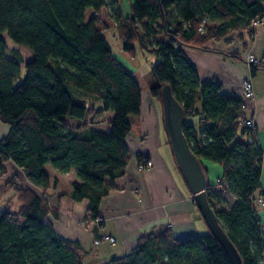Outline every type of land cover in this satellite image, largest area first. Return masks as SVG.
<instances>
[{
    "label": "trees",
    "instance_id": "obj_1",
    "mask_svg": "<svg viewBox=\"0 0 264 264\" xmlns=\"http://www.w3.org/2000/svg\"><path fill=\"white\" fill-rule=\"evenodd\" d=\"M130 8L124 16L116 0H0V121L10 126L0 138V173L13 161L47 193L52 188L47 164L59 173L73 169L71 189L58 198H86L84 218L99 219L102 198L120 189L115 180L125 174L130 159L125 138L141 106L138 81L103 36L114 27L130 58L138 48L158 56L151 66L152 96L163 108L162 90L170 86L183 106V131L191 150L206 174L203 160L223 167L215 184L234 195L230 208L216 207L215 184L208 180V199L222 229L243 264H264L263 224L253 201L263 166L257 130L245 124L243 98L227 93L216 78L201 80L179 47L214 50L208 46L211 40L263 16L264 0H133ZM5 32L31 49L33 57L27 59L21 48L9 49ZM251 69L264 70V55ZM196 114L200 117L194 125L186 117ZM100 122L110 131L96 129ZM137 158L148 157L139 153ZM10 193L13 197L0 210V264L83 263V245L56 231L50 216L57 217V209L43 193L23 184L17 173L0 186V201ZM102 264L233 262L209 227L206 234L182 238H173L168 228L144 233L129 253Z\"/></svg>",
    "mask_w": 264,
    "mask_h": 264
},
{
    "label": "crops",
    "instance_id": "obj_2",
    "mask_svg": "<svg viewBox=\"0 0 264 264\" xmlns=\"http://www.w3.org/2000/svg\"><path fill=\"white\" fill-rule=\"evenodd\" d=\"M126 1L116 0V3L120 6L123 15L129 16L131 10L126 12V6L128 9L133 0ZM106 13L108 12L105 10L103 15ZM224 38L214 39L208 43V46L214 50L188 45H179V47L195 64L201 80L216 78L227 93L242 97V78H252L255 99L248 100L247 104L253 112L258 144L263 151L261 186L255 191L253 201L264 230V206L258 200L260 196L264 197V70L253 73L251 64L246 59L248 52H252L258 58L264 55V23L241 27L231 31ZM230 53H237L240 57H234ZM118 55L116 56L119 61L126 65L136 78L137 67L121 53ZM136 80L138 81L137 78ZM148 82L147 85L142 86L138 81L141 89L140 114L132 123V132L125 138L130 159L125 174L115 180L120 189L113 190L102 198L99 220L84 218L89 203L86 198L82 201H74L67 194L58 198L59 194L71 189L70 183L76 179L75 170L66 173L52 171L56 177L52 195L57 203V217L51 215L50 219L60 235L81 242L85 249L83 260L87 257L91 259L92 264H102L113 257L129 253L135 247L138 237L147 232L163 231L168 228L173 238L200 236L209 232V226L195 203L193 193L180 174L177 163L172 160L174 155L169 135L165 123L162 122L159 103L149 91L151 80ZM110 114L112 112H107L106 115ZM162 114L164 121V110ZM94 127L102 131H110L104 122ZM9 128V124L0 121V138L7 135ZM139 153L153 161L150 169H138L137 154ZM204 162L208 176L213 165ZM13 173L19 175L23 184L30 185L37 191L41 190L27 179L22 168L13 161L9 162L6 172L0 173V186ZM221 174L219 167V175L216 179ZM63 183L69 186L64 189ZM214 187L219 186L215 184ZM12 197L13 193H10L0 201V210L5 208L7 201ZM12 206L14 207V204ZM102 234L113 235L116 242L101 241L95 244V238Z\"/></svg>",
    "mask_w": 264,
    "mask_h": 264
},
{
    "label": "water",
    "instance_id": "obj_3",
    "mask_svg": "<svg viewBox=\"0 0 264 264\" xmlns=\"http://www.w3.org/2000/svg\"><path fill=\"white\" fill-rule=\"evenodd\" d=\"M164 122L171 139L175 159L185 177L205 221L226 248L233 264H243L234 245L222 229L215 211L210 205L207 189L208 179L201 161L191 150L183 131L185 114L181 103L171 94L170 86L162 90Z\"/></svg>",
    "mask_w": 264,
    "mask_h": 264
},
{
    "label": "rangeland",
    "instance_id": "obj_4",
    "mask_svg": "<svg viewBox=\"0 0 264 264\" xmlns=\"http://www.w3.org/2000/svg\"><path fill=\"white\" fill-rule=\"evenodd\" d=\"M124 1H126V0H124ZM130 5L128 6V9H127V6H126V12L131 10ZM90 11L91 10H89L88 13H87V18L90 15ZM3 36H4V38H5L6 42H7V46H8L9 49H12V48H21L23 50V52H24L23 54L26 56L27 59H30V58L33 57V52H32L31 49H29L28 47H26L24 45H21V44H18L16 42H14L10 38V36L8 35L7 32H5L3 34ZM103 36L105 37V39L109 43V45H110V47H111V49H112V51H113V53L115 55H118L119 53H121V55L125 56L126 59H129L137 67V71L135 73V76L138 79L139 83L142 86L147 85L149 83L148 80H151L152 79L151 66L156 61H158V59H159L158 56L155 53H153V52L147 51L146 49L138 48L137 55L135 57H133V58H130L128 55H126L123 52V50H122V42L117 37L115 28H109V29L104 30L103 31ZM158 37L160 39H167L164 34H159ZM222 39H225V38L223 37L221 39H215V40H222ZM154 44L155 43H150L149 45H150V47H153L154 48L155 47ZM7 54L9 56L10 53L7 52ZM25 73H26V69L23 66L22 67V74H21L20 80L23 79V77L25 76ZM149 91H150V86H149ZM158 103H159V107H160V110H161L162 122L165 123L163 121V114H162L163 108H162V105H161V103L159 101H158ZM98 105H100V103H98ZM199 106H200V104H199ZM199 117H200V115H197L196 114V115H189L186 118H187L188 121H191L192 123H195L197 125L198 120H199ZM135 118H136V116L135 117H131L132 123L136 120ZM131 132H132V130H131ZM130 133L128 135H130ZM172 160L176 163V159L174 157H172ZM203 161L209 162V163H211L213 165L212 168H210L209 175H208V180L211 183H216L217 182V179H216L217 178V175H219V167L221 168L222 173H223V167L220 164L215 163V162L210 161V160H203ZM204 164H205V162H204ZM45 168H46V171L51 176L52 188L50 189L49 193L48 192L47 193H43V192H41L42 190H39V189H38V191H39V193H43L46 196V198L50 202V205L53 204V205H51L52 207L57 208V203L55 202V197L52 195L53 192H54V184H55V177L52 174V171L54 169L51 167L50 164H47L45 166ZM139 170H141V169H139ZM144 170H148V169H144ZM221 176H222V174H221ZM68 186H69V184L63 183V188L64 189L67 188ZM213 189H214V192H215L216 196H219L220 195V198H221V199H219L216 196L213 198V203L216 205V207H219V208H227V209L230 208V205H231V203L234 200V195L231 194V193H229V192H227L226 190H224L223 188H220V187H213ZM54 204H56V206H54ZM263 261H264V255H263ZM82 264H92L91 259H87V257H84V260H83V263Z\"/></svg>",
    "mask_w": 264,
    "mask_h": 264
},
{
    "label": "built area",
    "instance_id": "obj_5",
    "mask_svg": "<svg viewBox=\"0 0 264 264\" xmlns=\"http://www.w3.org/2000/svg\"><path fill=\"white\" fill-rule=\"evenodd\" d=\"M251 23L252 24L264 23V15L261 17L251 19ZM246 59L249 61L250 64L256 63L258 61V57L255 56L252 52L247 53ZM241 91H242V98H243L242 107L244 109V114H245V124L249 126L250 128H254L255 122L253 118V112L251 108L248 107V104H247L248 100L255 99V91H254L253 81L251 77L242 78ZM152 164H153L152 160L149 158H146L142 162H138V168L141 170L150 169ZM258 200L264 206V197L260 196ZM96 220H99V219H96ZM101 241H108V242L114 243L116 242V238L110 234H102L98 238H95L94 240L95 244H98Z\"/></svg>",
    "mask_w": 264,
    "mask_h": 264
}]
</instances>
